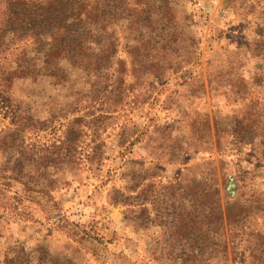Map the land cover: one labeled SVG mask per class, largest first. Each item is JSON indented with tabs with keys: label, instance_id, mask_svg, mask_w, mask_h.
I'll list each match as a JSON object with an SVG mask.
<instances>
[{
	"label": "rangeland",
	"instance_id": "374dc122",
	"mask_svg": "<svg viewBox=\"0 0 264 264\" xmlns=\"http://www.w3.org/2000/svg\"><path fill=\"white\" fill-rule=\"evenodd\" d=\"M174 1L188 26L182 30L195 42L192 60L164 80L128 84L117 109L107 112L110 123L95 135L81 121L78 140L64 143L72 119L90 120L106 107L81 94L89 82L65 61L62 83L39 76L0 85V264H264V245L257 249L262 261L253 263L247 236L231 238L236 224L225 218L227 197L238 199L239 206L229 204L235 213L244 200L264 199V127L261 136L229 131L245 106L227 85L230 79L249 85L257 69L264 71L245 47L263 39L264 0ZM22 45L41 59L35 44L12 47ZM24 115L30 120L21 127ZM99 145L103 157L95 168L90 155ZM200 182L218 191L223 249L214 246L203 206L184 196L186 184ZM141 192L155 199L119 203L121 194ZM194 206L200 207L186 222L192 247L173 243L178 229L167 213ZM247 210L239 225L264 232V208Z\"/></svg>",
	"mask_w": 264,
	"mask_h": 264
},
{
	"label": "trees",
	"instance_id": "16d2710c",
	"mask_svg": "<svg viewBox=\"0 0 264 264\" xmlns=\"http://www.w3.org/2000/svg\"><path fill=\"white\" fill-rule=\"evenodd\" d=\"M174 4V0H0V85H9L13 79L36 80L39 76L62 83L68 79L63 65L65 61L89 82L87 92L81 94L86 93L90 100H102L106 107L104 113L90 120L72 119L65 132L64 143L78 140L81 121L86 122L95 135L100 125L106 128L110 123L112 117L107 112L115 111L120 105L128 84L141 87L148 78L164 80L168 74L177 72L192 60L195 42L189 30H182L187 25L179 21ZM14 42L37 45L42 53L41 59L29 55L25 45L13 48ZM119 43L124 49V57L120 55ZM245 47L250 49L251 57L264 62V36L254 46L245 44ZM256 71L259 78L249 85L242 79L227 81L229 94L244 102L245 106L234 113V122L229 130L238 136L263 135L260 133L264 127V71ZM21 119L17 120L21 127L30 120L26 115ZM99 149L100 145L90 155V163L95 168L103 157V151ZM42 161L46 165V161ZM149 175L152 177L153 173ZM146 186H152V183ZM135 188L136 184L127 186L128 191ZM184 190L188 201L203 206L200 215L214 226V246L223 249L225 233L221 225L224 217L219 208L217 189L213 187L211 190L200 182L186 184ZM121 198L119 203L135 205L154 200L155 196L152 192H141L121 194ZM225 202V218L228 224L231 221L236 224L229 231L231 238L236 240L246 235L248 240L246 237L245 242L250 244L245 249L249 250L253 263L262 261L257 249L264 245V232L239 224L245 220L247 209L256 213L263 210L264 199L244 200L245 209L237 213L229 205L239 206L236 197H227ZM198 207L185 212L176 211L174 207L167 213L173 217L178 229L173 235V243L184 246L185 242L192 247L189 233L193 226L186 222L194 217ZM135 211L134 208L126 209L132 219L136 218ZM261 250L264 251V247ZM208 258L214 259V253Z\"/></svg>",
	"mask_w": 264,
	"mask_h": 264
},
{
	"label": "water",
	"instance_id": "95a60500",
	"mask_svg": "<svg viewBox=\"0 0 264 264\" xmlns=\"http://www.w3.org/2000/svg\"><path fill=\"white\" fill-rule=\"evenodd\" d=\"M230 181H232V178L230 177ZM233 186L232 182H230L229 186L227 187L229 190ZM231 192V191H230Z\"/></svg>",
	"mask_w": 264,
	"mask_h": 264
}]
</instances>
